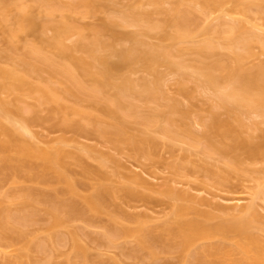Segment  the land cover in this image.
Here are the masks:
<instances>
[{
    "label": "bare ground",
    "instance_id": "bare-ground-1",
    "mask_svg": "<svg viewBox=\"0 0 264 264\" xmlns=\"http://www.w3.org/2000/svg\"><path fill=\"white\" fill-rule=\"evenodd\" d=\"M166 1L167 0H134V3H132L131 7L129 5H127L129 8L126 6L128 9L121 7L120 11L119 8L115 10L112 9L113 10L112 11L111 8L108 9L109 7L107 6L106 3L101 2L100 3L101 7L105 6L106 9H108L106 13H108L109 17L107 15L105 17V20L103 19L101 25L99 24L97 28H95L96 26L92 27L95 28V30H93L94 31L93 38L96 35L94 39L92 38V40L90 39V41L89 40L87 41V39H85L87 37H84L83 33L79 32L80 38L77 39L78 40L77 43L75 44V46H73L75 47L74 49L83 51V53L85 52L86 54L84 56H81L82 54L78 56V54L72 52L71 49L64 43L63 37L66 33L73 32L74 30H75L74 32H76L77 30H79L80 25H78V22H76L78 19V15H80L79 17H84L87 15H96L98 12H100V9H103L101 7L99 9L98 6L100 5H95L96 2H94V0H73L67 4L61 3L62 1L59 2L58 0H29L28 1L29 3L25 0H5V2L1 1L0 25L2 27L1 26L0 27L1 29L3 28V30L0 31V41L6 44L5 45L6 50L4 48V52L7 51L6 53H8L12 51L13 53L15 49L16 50L21 49L22 47H23L22 49H24L25 46L26 48L20 51L19 56L18 55L14 56L9 53L7 54L8 55L7 57L10 60V64L8 65L9 67H7V65H5L6 67L4 65H3L4 67H2V65L0 66V85H1L0 88L3 87L5 90L6 88L8 90L10 89L19 90L22 89V87L25 89V86L26 87L28 86L27 90H29L30 88L31 90L37 92L35 90L36 88L40 92V96L38 95L39 96L38 98L41 101L55 103V105L58 104L59 107L61 106V108L63 109L62 112H64V116L65 115L69 116L67 115L68 114L67 111L70 112L73 111L74 114L75 113L79 115L82 114L83 117L89 123L88 125L91 124L92 126H94L95 129L93 128V130H95L96 133L102 136H106L108 139H110L111 142H113L114 145L118 147H120L122 144L124 145L126 144V146H128L135 153H140V152L147 153L144 151L149 150L152 144L154 146L157 145L159 143V140L156 139L157 137L154 138L153 135L150 136L149 135L150 133L146 132L149 130H146L144 128L141 129V131L139 129H136L139 131H135L134 128L133 129L134 133H133L132 132L133 130L130 129L129 126L127 125L128 122L125 121L126 119H123L124 121L120 120L121 118L120 114L123 110L124 111L127 110V112H125L126 114L123 113L125 118L129 117L127 115H131V113L132 115L134 114L135 117H137L138 115L139 119L142 118V120L140 119L141 122L140 121L138 122H140V124L142 123V125L144 124L147 125L145 126V128L147 127L150 129L151 126L154 127V125H157L155 126V128L160 127L162 132L165 133L164 135H169L167 137H170L173 134L172 132L174 131L167 122L170 120L169 118L167 119L165 125L161 120H160L161 122L158 121L155 123L156 120H159V118L158 119L154 118L159 115L157 110H155L156 112L155 111L151 112V114L140 113L139 105L137 104L134 105V103H126L125 101L123 102L120 98L121 97L120 94H119V98H117L118 93H122L120 91L121 88L122 91L125 92V90H123V87L124 86H125L124 88L128 87L127 85L129 81H131L126 76L125 77L123 76L122 78L120 77L121 78L120 81L114 79L116 73H114L113 70H115V72L118 69L120 70L122 68L121 66L123 62H125V64L127 65L129 64L131 65L132 62L137 63V61L141 63L143 62L151 63L150 65L147 66H153V64L157 65L159 63L165 64L169 66V68L173 69L174 72L176 71L178 72V74L180 73L179 75L180 76L182 75L184 80L187 79L190 76V74L194 75L190 77L193 78L195 77L194 78L195 80L197 79L198 81V82L196 81L197 85L199 87L201 86L202 89L204 90L214 89L213 92L215 94L214 97L217 100V104L219 106L222 105V107L224 106L229 111L232 110L233 112H236L235 110L237 109H238L237 111H240V106L243 107L245 111L246 110L254 111L257 108L264 107V64H261L256 68H250L246 64H244L245 63L244 56H246L247 54L250 55L249 53L251 51L250 47H252L250 45L251 42L252 43L254 42L255 37H256L255 41L256 42L258 41L260 43L264 51V33L262 34L263 36H258L260 35L258 33L259 26L257 27V29L256 27L254 28V30H258V31H253L255 32L253 33L252 30L250 31L249 27L247 26V23L243 21L246 20L248 11L250 12L251 6H255L256 4L258 7V9L256 8L258 12L257 13L258 17L264 20V0H251L250 2H248L247 0H176L169 8L164 5ZM147 3L152 8L149 7L148 9H146L147 7L146 8L141 7V5L143 7L146 6L145 4ZM229 3L232 5V7H230V9L232 10L226 11V5ZM196 4L197 5L199 4L198 5L200 7L199 9L202 11L204 10L203 12L205 13L208 12L211 13V11L213 12L220 11L219 17L221 13H223L221 15L222 18L218 23L220 26L217 24L218 26L215 25L216 26L215 28L212 22H208L207 25L205 24L206 26L200 27L199 32L198 30H195L197 28L195 26H194L195 28H193L192 25H196V23L198 22L197 20L198 15L196 17L195 14L197 9L196 8L194 9V6ZM110 5L111 7L115 6L113 5V2L110 3ZM193 9L195 10V13ZM104 10L105 9H103L102 11ZM109 10H111L112 12ZM34 11L36 14L34 13ZM39 12H40V16L38 14ZM225 12L227 13L229 12L230 15H233L232 17H234L232 19V17L230 16L231 18L230 20L232 22L230 21V24L228 25L227 23H229V21L223 19ZM156 13L159 14L164 13L165 17H162L161 19L158 18L155 19L154 14ZM235 14L241 15L242 18L241 16L236 17ZM37 15L40 18L43 16L41 19L43 20L44 18V21H41V19L38 18ZM42 22L45 24H43ZM223 22L226 23V25H224ZM120 24L128 27L135 26L138 28L135 29L136 31L134 30L129 31V33L123 31L119 32L121 30L117 31L116 27ZM44 26L54 29L55 34L53 38H50V36L45 38L44 34L41 35L44 30L40 28H44ZM38 29H40L42 32L40 31L41 36H39L38 41L36 43L28 40L25 41V45L23 44L22 47L20 45L17 46L18 48L16 47V42H18L19 40L21 41V38L24 34L23 32L25 31L33 32V33L34 31L39 32ZM107 32L110 33L108 34ZM200 32L203 34V35L201 34L202 37H199L197 34V33L200 34ZM249 32L250 34H248ZM2 33L3 36L1 37ZM104 33H107L109 36L111 35L112 40H110L109 38L104 40L101 37V35H103ZM196 35L197 37H195ZM42 36L44 37V39L41 38ZM145 36L148 37L153 36L156 38L159 37L161 39L170 41L172 45L163 44V46H160L158 45V43L157 44L148 43L149 44L148 45L146 44L147 42L144 40ZM40 41L42 42L44 41L43 44L44 46L41 45L42 42ZM118 41L121 43L125 41V44L122 45L125 46V48H122V46L118 47L115 44ZM141 45L143 46L145 45V47H142ZM219 45H225L230 47V49L233 52L232 53L233 54L232 56L234 58L233 65L232 62H231V66L230 63L228 64L229 66L222 63L220 64L218 63V65L215 67V65L212 66V64L210 63L209 64L203 63L197 66H193V65L191 66L188 64L189 65L188 67L186 66L187 64L184 63V61L182 62V60L171 59L172 51L174 48L175 49L179 48L178 50L180 49L184 50L185 48L186 49L188 48L194 50L195 52L203 56H208L211 55L214 52L215 48H217V46ZM48 46L50 48H45ZM105 50H109V51L106 52ZM111 54L113 55V57L115 55V57L113 58L114 60H112V57L111 58L108 57ZM20 56H22V58H18ZM13 59L15 60L13 61ZM16 59H18L19 61L16 62V65H14ZM22 59L24 60V62L30 64L28 65L27 69L22 68V67L26 68L24 63L22 62L20 63ZM94 62L96 64L99 63V65L101 64L100 67L99 66L95 67ZM18 63L20 64L18 65ZM22 64L24 65L22 66ZM92 66L94 67V69ZM189 68L191 69L192 72L191 71L189 72L190 70ZM32 69L35 71H32ZM41 70L48 71L50 73V76L51 75L54 77L56 76L55 79L59 77L60 80L57 79L56 81H52L53 77L51 76L49 81L47 80L48 82H51L50 84L47 85L45 84L46 86L42 85L43 87H41V85H39L38 87L36 85L34 87V85H32L28 80L29 75H27L28 77L27 76L25 77V74L27 71H30L31 74V72L32 73L36 71L41 72ZM154 70L152 74L155 75H153L154 78L151 80V82L150 80L144 79L145 85H142V83L140 84L145 87L144 89V87L141 86L143 88V91L147 93L145 96L152 97L150 99L146 98L148 100L155 99L154 97L157 98L158 95L156 93L159 92V87H160L159 79H161L160 78L161 74L158 73L159 72L158 70L155 71ZM76 71L81 75H79ZM110 73H114L113 78H112L113 74L111 77H109ZM82 75L85 76V78ZM221 79L223 80V82H221ZM101 80L103 83L101 82ZM184 80H181L182 84L185 83ZM92 81L94 83H91ZM147 81H149L150 83H147ZM54 82L56 85L54 84ZM59 82L60 84H62L61 86H59V84L57 85V83ZM97 82L102 84L99 83L97 84ZM111 82L115 84V87H113V84ZM117 82L120 84H118ZM130 83H129V87L126 88V91L129 88L130 90L131 88H133L132 87L133 83L132 85ZM122 84L124 85L123 87L121 86ZM99 85L102 86L104 85L105 87L107 85L108 86L110 85V87L114 88L113 90H115V92L112 93V95L114 94L112 96L113 100L111 98L109 99V97H111V94L109 96V94L106 93L108 94L109 97L106 94H104L105 87ZM119 87L121 88L119 89ZM133 90L135 89H132V91ZM186 90L187 89L185 87L183 91ZM68 95L85 97L94 107L90 105L89 108L90 107L91 108L90 109L86 108L87 110H82L79 107H77V105L76 107L73 108L72 106L69 107V105L67 106V104L63 102L64 99H66L65 97ZM141 96H144L142 92L140 94V97ZM0 101L4 102L1 99ZM176 104L177 103L173 102V103H169L167 106L171 110L173 108L174 110H178L181 113H185L186 109L184 110L181 107L179 108V106H177ZM58 105L54 107L57 110H61V108L59 109ZM133 106L134 108H132ZM17 109H19V111L22 110L21 107H17ZM4 113L8 114V110L5 107V104L0 102V115H1L0 117H3L2 115H4ZM7 114L5 115V117H7L9 120L6 118V120H8L6 125L3 122V120H1L2 118H0V130L7 137L6 139L0 138V151L3 153L1 157L2 164L0 161V165L2 166V168L3 166L4 168L6 166L7 168L12 169L13 171L19 172V170L23 166L32 165V163H34V162L32 163L30 162L31 159H36V161L38 162L35 164L37 165L36 167L38 171L34 173V176H36L38 179L42 181L54 179L58 183H61L63 185L62 187L55 189L54 194H49L46 192L37 191L33 188H28L23 191V195L21 193L19 195V197L22 195L21 197L22 199L20 198L19 199L22 200V202H24L25 204L31 206V208L33 207V209L34 207L38 208V205L40 203L45 205L44 208L46 212H48L52 216L50 222L51 225L49 226L50 229L53 230V232H50V234L55 233L54 229L65 221L66 215L64 216L62 215L63 211L65 212L67 211L66 214H73L82 217L88 216V218L90 219L92 218L90 215H92L94 218L95 215H97L100 212H103L105 208L104 204H106L105 202L107 201L106 199H108V197H111V195L114 192L112 187H110L108 184L105 183H97L96 185L93 186L91 192L84 195H80L76 189V184H77L76 180L71 178L66 173V170L62 169V166L64 165L63 157L65 155L70 156V154L66 153L65 151L63 153L62 151L63 149L57 150V147H55L56 150L54 151H51L49 149L46 150L44 148L42 149L41 147L37 148L38 146L33 147L25 137L26 136L25 134L29 132L28 124H26L27 122H25V120L21 121L20 119L18 120L17 119L15 120L14 118L12 119V117L10 118V116H8ZM65 118H63L64 120H66L64 121V123L68 121L67 120L68 118L66 119ZM238 119L239 121H242L241 117H239ZM220 120L221 119H219L217 113L213 112L210 123H205V126L207 124L206 127L208 129H211V127L213 128L214 126H216L215 128H220L226 125L228 127L230 126L229 121H227L229 123L228 124L227 122L225 123V121L223 120H221L222 121L221 123ZM124 122L127 124H125ZM11 123L13 127H11ZM220 123L223 126L220 125ZM80 126L79 128L81 130L87 129L85 127L86 125L85 126L83 125L81 127ZM228 127H224L222 131L223 133L221 132L223 136L225 135L227 137L228 136L230 137V135H228L229 130L226 129ZM126 128L127 130L129 129V132L126 130ZM225 129L228 132V133L225 132L226 134L224 133ZM200 134L201 133H195V132L190 133V138L192 139L196 138L197 140H200L198 138L201 137V138H205L206 140H209L207 141L205 149L203 146V150H205L206 152L205 151L203 152L201 147V153L203 154L210 152L220 153L224 151L225 148L218 146L215 143V141L210 139L211 135L206 134V132L205 135L204 133H202L201 135ZM197 135L200 136L197 137ZM232 139L238 145L240 144V145H244V147L246 146L249 153L251 154L253 153L252 155H254V153L257 155L263 145V144L255 145L249 139L247 140L241 139L242 141L235 137H233ZM193 143L194 145L197 144L199 145V143H196V141H194ZM148 144H150V147L148 146ZM229 145L231 146L232 143H229L228 146ZM224 146L226 147V145ZM197 147L198 146H196L195 148ZM11 149L15 151L14 155L8 153V151H10ZM196 152L199 151L196 149ZM190 153L191 152L189 151H187V153H184V156H186L187 154L189 156V157H185L186 161L188 159L190 160V155H191ZM75 154L76 153H74V155ZM77 155L78 153L76 154V156ZM209 155H211V153ZM189 160L187 161V163H189ZM227 162L225 164L226 166L223 168L214 164L209 165L208 163L206 164L208 166L205 165L203 167V165L205 164L204 163L202 167L205 169V171H208V173H210L211 176L214 177V179L217 182L225 183L226 181H228V178L234 172H238L240 170L237 161H227ZM183 163H184V159H183ZM187 163H184V165L185 164L187 165ZM184 165H178V168L183 167ZM84 168L85 170L89 169L87 165L84 166ZM130 178L132 179L133 184L137 183L140 185H146L149 182L145 180L146 178L142 179L143 177L141 178L137 174L130 176ZM133 184L130 183L131 186L127 184L124 187L126 193H130L135 196L136 192L134 190L136 189L133 186ZM167 187L168 190L166 192L168 193V195L170 194V196L172 197L183 199L186 196L184 195L185 193L183 194L179 192V190L177 191L176 189L171 187V185ZM254 193L256 194V196L263 195L262 196L263 198L264 187H258V189L256 188V191ZM35 194H37V196ZM136 195L139 194L137 193ZM78 196L81 199H76ZM71 197H73L74 199ZM194 197L195 196L193 195L192 198ZM196 197L194 198L195 200L197 199ZM69 198L71 201L69 200ZM192 198H190V200ZM234 199H232V201L227 199L229 202L231 201L232 204L229 203L228 205H221L222 207L224 206L227 209L226 214L228 219H226L225 221H223L218 225L217 224L210 225L209 223H207L203 218H201L202 217L201 213L195 211L196 210L195 207L190 203V205L189 204L177 205L174 216L171 217L172 219L165 220V222H163L162 224L160 223L159 225L158 224L153 225L139 219L134 226L133 225L130 226L125 223H122L121 222L122 220L121 221L119 220L120 216L113 214L114 216L110 217L111 221H109V224L107 223L108 224L107 233L109 234L112 233V235L115 234V237L121 235L124 238L133 237V239H135L136 242L138 241L137 244L138 249H136L137 247H135L134 249L135 252L137 251L139 252V248L140 251L144 249L146 251L148 250L149 251L148 254L151 257H153L151 258L153 259V261H155L154 259H157L159 257L160 253L176 252L177 255L179 254L180 264H264V241L261 239L259 235H257V233L254 232V229L257 228L264 229L261 225L262 223L259 220L260 217H258L259 210L256 211L257 204L255 208L254 202L249 204H245V203L242 204V201L244 199L241 200L238 198L235 199V201ZM248 200L249 199H247V201ZM67 207L68 210H66ZM192 210H194V213L192 216H189ZM16 217H19L21 219L22 215L21 217L20 216H16ZM25 217L26 215L23 216V218ZM257 218L259 221L257 220ZM4 220H6V218L3 217L2 220L0 216V228L2 230L1 235L3 234L8 239L10 238L13 240L15 239L14 241L18 239L25 242L24 243L25 245L23 247L24 251L19 254L17 259H13L7 262L8 264L10 262H11L10 264H24L23 262L25 261L24 259L25 258L28 259V257H30L28 256L29 250L34 251L35 249L37 251H42L44 249V246H47L45 241H47L48 239L52 241L53 239L52 237L54 234L52 236L49 234L50 238L47 237L48 239L43 241V243L45 244L44 246L43 243H41V241L34 242L35 244L34 245L31 242L33 241V239L32 240H29V238L27 239L28 236L26 237L25 233L21 232L19 235L17 234L18 230L17 231L14 230V227L12 226L14 225L13 221H11L10 219L9 221H4ZM256 222H258V225ZM16 226L18 225H15V227ZM20 230L22 229L20 228ZM12 232H13V237H10L12 236L10 235V233L12 234ZM14 232L18 236L14 235L15 234ZM7 234H9L10 236H8ZM109 234L107 235L108 238H109ZM14 236H16L17 238L16 237L14 238ZM76 236L77 235L75 233V235L71 237V239L73 240V246L77 253H81L83 252V250L85 251L86 249L85 248L83 249V247L85 246H83L77 240L78 238ZM57 237L59 236L57 235ZM83 255L86 254L83 253ZM70 261L68 259V262ZM113 261L117 262L116 260ZM83 263L87 264L86 261ZM116 264H119V262H117Z\"/></svg>",
    "mask_w": 264,
    "mask_h": 264
},
{
    "label": "rangeland",
    "instance_id": "rangeland-1",
    "mask_svg": "<svg viewBox=\"0 0 264 264\" xmlns=\"http://www.w3.org/2000/svg\"><path fill=\"white\" fill-rule=\"evenodd\" d=\"M1 1L5 2V0H0V2ZM25 1L28 2L29 0H25ZM58 1L59 2L62 1L61 3L67 4L73 0H58ZM175 1L176 0H167L164 5L169 8L170 6H172L173 2ZM247 1L250 2L251 0H247ZM94 2H96L95 5H100L98 6L99 9L101 7L100 3L103 2L107 4V6L109 7L108 9L111 8V10L112 9L115 10L119 8V11H120L121 7L126 8V9L129 8L127 5L131 7L132 3H134V0H94ZM112 2H113V5H115L114 7H117V8H114L113 6H112L113 8L111 7L110 3ZM135 4H138V3H135ZM145 5L146 6L144 7L141 5V7L142 8L147 7L146 9H148L149 7L152 8L150 5H148V3ZM198 5L196 4L195 5L196 7L194 6V9L195 8L197 9L196 13H195V10L193 9L194 13L196 14V17L198 15V19H197L198 22L196 23V25H192L193 28L196 27L197 29L195 30H198L199 32L200 27L206 26L208 22H212L214 26L215 25L218 26L219 25L218 23L220 19L222 18L221 15L223 13H221L220 17H219L220 11H214V12L211 11V13L209 12L205 13L203 12L204 10L202 11L199 9L200 7ZM104 7H101V8L105 10L102 11L103 9H100V12H98L96 15H87L84 17H79L80 15H78V19L76 21L78 22V25H80L79 30H77L78 27L76 28L78 32L77 31L74 32L75 31L74 30L73 32H69L64 35L63 37L64 43L71 49L72 52H74L75 54H78V56L81 54H82L81 56H84L86 53L85 52L83 53V51L74 49L75 47L73 46H75V44L77 43L78 41L77 39L80 38L79 37L80 33H83L84 37H87L85 38L87 39V41L88 40L90 41V39L92 40L93 35H94L93 30H95V28H97L99 24L101 25V22L103 21V19L105 20V17L108 15V13H106L108 9ZM230 7H232V5L230 3L227 4L226 11L227 10L231 11L232 9H230ZM256 8L258 9L257 4L255 6H251L250 12L248 11L246 20H243V21L247 23V26L249 27L250 31L252 30L253 32V31L259 30L258 33L260 35L258 36H263L262 34L264 33V20L258 17V14H257L258 12ZM38 14L40 16V12ZM163 14L164 13L154 14L155 19L157 18L161 19L162 17H165V14L164 15ZM224 16H223V19L226 21H229L227 25L230 24V21H231L230 16L232 17L233 15H230L229 12L228 13L225 12ZM235 16L239 17L241 15L235 14ZM233 18L234 17H232V19ZM41 21H44V18L43 20L41 19ZM212 24H209V25H212ZM224 25H226V23H224ZM94 26L96 27L92 28ZM1 27H0V31L3 30V28L1 29ZM255 27L256 29L258 27V30H254ZM116 28H117V31L121 30L119 32L123 31V32L129 33V31H132V30L136 31L135 29H137L138 27H135V26L128 27V26H124L120 24ZM40 29L44 30L41 35L44 34L45 38L49 36L50 38H53L55 34L53 28L51 29L47 26L46 27L44 26V28H40ZM40 29H38L39 32L34 31L33 33V32L25 31L26 33L25 32H23L24 34L21 33L23 34V36L21 38V41L19 40L20 42L19 41L16 42V47L19 45L22 47L23 44L25 45V41H28V40L36 43L38 41L39 36H41ZM107 33H104L103 35H101V37L104 40L108 38L112 40L111 35L110 36L108 35L110 32L108 34ZM197 34L199 37H202L203 35L201 32L200 34L199 33ZM248 34H250V32ZM2 36H3V33L1 34V37ZM195 37H197V35ZM41 38L44 39L43 36ZM255 38H254V42L253 43L251 42V45H250L252 46L250 47L251 48L250 49L251 51L249 52L250 55L247 54L246 56H244L245 57L244 64H246L250 68H256L257 66L264 64L263 48L258 41L257 42L255 41ZM144 40L147 42L146 44L148 43L157 44L158 43V45L160 46H163V44L172 45L170 41L161 39L159 37L156 38L153 36L151 37L145 36ZM118 42L115 43L118 47H121L122 45L125 44V41H123L122 43L121 42L118 43ZM43 44H44V41L42 42L41 45ZM5 45H6L5 43L0 41V66L2 65V67H4L5 65H7V67H9L8 65L10 64V60L8 59L7 54L9 53L14 56H17V55L19 56L20 51L24 50L26 46L24 49H22L23 47L21 49H17V50L15 49L16 51L14 50L13 53L12 51L6 53L7 51L4 52ZM145 45L144 46L141 45V46L145 47ZM45 48H50V47L48 46ZM122 48H125V46H122ZM178 49L177 48L173 49L171 59L182 60V62L184 61V63H186L187 64L186 66L188 67L189 65L197 66L203 63H207V64L210 63L212 64V66L215 65V67L218 65V63L219 64L222 63L225 65H228L230 63V66H231V62H232V65L234 63V58L232 56L233 52L230 49V47L225 46V45L217 46L214 52L208 56H203L195 52L194 50L188 49V48L187 49L185 48L184 50L180 49L181 51ZM105 51L107 52L109 50H105ZM99 53H100V50H99ZM108 57L110 58L112 57V60H114L113 58L115 57V55L113 57V55L111 54ZM18 58H22V56ZM14 60L15 59H13V61ZM18 61L19 60L16 59L14 65H16V62ZM21 62L24 63L26 66V68L22 67L24 69H27L28 65H30L29 63L24 62L23 59L22 61H20V63ZM20 63H18V65ZM24 64H22V66ZM150 64L151 63L149 62L141 63L137 61V63L132 62L131 65L129 64L130 65L129 66L125 64V62H123L121 66L122 68L120 70L117 68L119 71L117 70L115 72V70L112 69L114 73H116L115 77H114V73H110L109 75V77H111L113 74L112 78L114 77V79L117 81L118 80L120 81L123 76L124 77L126 76L131 80L129 81V83L131 82L130 83L131 85L132 83L133 85L134 84L138 85V86L132 85L133 88H131V90L129 88L126 91V88L129 87V83L127 85L128 87L126 88H124L125 86L122 84L121 86L122 87L124 86L123 90H125L126 93L122 91L121 87H119V89L121 88L120 91L122 93H118L117 95V92H120V91H117L116 92V95L118 96L117 98H119V94H120L121 96L120 98L123 102L125 101L126 103H134V105L135 104L139 105L140 113H150L151 114V112L157 110L159 115L154 118H157V119L159 118V120H156V121L154 120L155 123L161 120L165 125L167 119L168 118L170 119L167 122L174 131L172 132L173 133L172 135L170 134L171 138L167 137L169 135H164L165 133L162 132L160 127L155 128V126L157 125H154V127L150 125L151 126L150 129L147 127L145 128V126L147 125L145 124L142 125V123L140 124L142 118H140L141 119L140 120L138 115L137 117H135V115L134 114L132 115L131 113V115H127L129 116L127 117L128 118L127 119L124 117V114H123L127 112V110L126 111L123 110L121 112L120 120L124 121L123 119H126L125 121H127L128 124L125 122L124 123L127 124L130 129L133 130L135 128V131H139V130L141 131V129L144 128L146 130H149L146 132H149L150 136L153 135L154 138L157 137L156 139L159 140V143L157 142L158 144L155 146L152 144L153 146L151 145L150 147V144H148V146L150 147V148L148 147L149 150L144 151L147 153H143V152L135 153L128 146H126V144L125 145L122 144L120 147L114 145L113 142H111L110 139H108L106 136H102L96 133L95 130H93L94 126H92L91 124L88 125L89 123L83 117L82 114L81 115L76 114V113L74 114V112L71 110L73 113L70 111H67L68 114L66 112L65 113L69 116H66V115L64 116V112H62L63 109L61 108V106L59 107L57 103L56 104L58 105L59 109L61 108V110H57L55 108L57 106L55 105V103L41 101L38 98L40 96V92L36 88L35 90L37 92L31 90L30 88L29 90L31 91L27 90L28 86L27 87L25 86V89L22 87V89H19V90L10 89V88H9L10 90H8L7 88L5 90L3 87L0 88V99L4 101V102L2 101L0 102L5 104V107L8 110V114L7 113L6 114L10 116V118L12 117V119L13 118L15 120L20 119L21 121L25 120V122H27L26 124H28L29 132L25 134L26 135L25 137L27 138V140L33 147L38 146L37 148L41 147L42 149L43 148L46 150L49 149L51 151L56 150L55 147H57V150L63 149L62 150L63 153L65 151L66 153L70 154V156L63 155L64 165L62 166V169L66 170V173L71 178L76 180L77 182L76 189L80 195H84V194L91 192L93 186L96 185L97 183L108 184L110 187H112L114 191L111 197L107 196L108 199H106L107 200L105 202L106 204H104L105 205L104 211L95 215L94 218L92 215H90L93 219L88 218V216L82 217V216L73 215V214H66L67 211L66 212L63 211L62 215L63 216L66 215L65 221L54 229L55 233L50 234V232H53V230H51L49 226L51 225L50 222H51L52 216L48 212H46L44 208L45 205L40 203L38 205V208L34 207L33 209V207L31 208V206L25 204L20 199H22L21 197L23 195V191L28 188H33L37 191L54 194L55 189L60 188L63 185L61 183H58L54 179L42 181L38 179L36 176H34V173L38 171L36 167L37 165L35 164L38 162L36 161V159H31L30 162L31 163L34 162V163H32V165L23 166L19 170V172L13 171L12 169L7 168L6 166L5 168L3 166L2 168V166L0 165L1 166L0 167L1 168L0 169V216L2 220L4 217L6 218V220L4 221H9V219L13 221L14 225L12 226L14 227V230L16 231L18 230L17 234L19 235L21 232L25 233L26 237L28 236L27 239L28 238L29 240L33 239V241H31L33 244L34 242H38V241H41V243H43V241L48 239L47 237L50 238L49 234L51 236L54 234L52 237L53 238L52 241H50L49 239L45 241L47 246H44L45 244L43 243L44 249L42 251H37L35 249L34 251L29 250L28 256L30 257H28V259L23 258L25 260L23 261L24 264H71V263L85 264L83 263L85 261L87 262V264H113V262L114 264H116L117 262H119V264H153V263L154 264H180V257H179V254L178 255L176 254V252L160 253L159 257L157 258L158 260L154 259L155 261H153V259H151L153 257H151L148 254L149 252L148 250L146 251L144 249L140 251V248H139V252L138 251L135 252L134 250L135 247H137L136 249H138V245H137L138 241L136 242L135 239H133V237L124 238L122 235H121L122 237L121 236L115 237V234L112 235V233L111 234L107 233L108 232L107 225L109 224V221H111L110 217L114 216L113 214L120 216L119 220L120 221L122 220L121 221L122 223H125L130 226L132 225L134 226L139 219L144 222L153 224V225H156V224L159 225L160 223L162 224L163 222H165V220L172 219L171 217L174 216L176 207L179 204H185V205L189 204L190 205L191 203V205L195 207L196 209L195 211H198L199 213H201L202 215L201 218H203L207 223H209L210 225H215V224L218 225L222 223L223 221H225L226 219H228L227 214H226L227 209L224 206L223 208L221 205H228L229 203L232 204L231 201L234 198L235 199L239 198L241 200L244 199L242 201V204L243 203L249 204V203L254 202L255 208L257 204L256 211L259 210L258 217H260L259 220L262 223L261 224L262 227L264 228V218H262L264 217L263 216L264 215V197L262 198L263 195L256 196V194L254 193L256 191V188L258 189V187H264V115H263L264 107L257 108L254 111H251V110L245 111V109H243V107L240 106V111H237L238 109L235 110L236 112H233L232 110L229 111L224 106L222 107V105L219 106L217 104V100L214 97L215 96L213 92L214 89L204 90L202 89L201 86L199 87L197 85L196 83L197 79L195 80L194 79L195 77L194 78L190 77L194 75L190 74V76L188 78L186 77L187 79L184 80L182 75L181 76L179 75L180 73L178 74V72L176 71L174 72L173 69L169 68V66L165 64L159 63L157 65L153 64V66H147ZM100 65L99 63L94 64L95 67L96 66L100 67ZM154 69L158 70L159 71L158 73L161 74V77H160L161 79H159L160 87H159V92L156 93L158 95L157 98L153 96L155 99L148 100L152 97L145 96L147 93L143 91L142 87L144 86L142 85H145L144 79L150 80L151 82V80L154 78L153 75H155V74H152ZM32 71H35V70L32 69ZM190 71L191 69L189 70V72ZM36 72L34 73L31 72L30 74V71H27L25 74V77L29 75V77L27 76L28 80L32 85H34V87L36 85L37 87L39 85L43 87L42 85H45V84L47 85L51 83L48 81L52 75L50 76V73L48 71L41 70V72H37V73ZM52 77H53L52 81H56L57 79L60 80L59 77L57 79H55L56 76L55 77L52 76ZM83 77L85 78V76ZM181 80H184L185 83L182 84ZM150 82L147 81V83H150ZM221 82H223L222 79H221ZM91 83H94V82L92 81ZM98 83L99 82H97V84ZM102 83H99V84H102ZM111 83L113 84V82ZM141 83L142 85H140ZM58 84L59 86L62 85L60 84V82L57 83V85ZM99 86H102V85H99ZM102 87H105V86L103 85ZM113 87H115V84H113ZM113 87H110V85L109 86L107 85L104 89L105 91L104 94L108 93L109 96L111 94V97H109L108 94L106 95L109 97V99L111 98L112 100H113L112 96L114 95V94L112 95V93L115 92V90H113L114 89ZM185 87L187 90L183 91ZM132 89H135V90L132 91ZM141 92L144 94V96L140 97ZM65 98L66 99H64L63 102L66 103L67 106L69 105V107L72 106V108L76 107L77 105V107H79L80 109L87 110L86 108H89V106L92 105L88 101V99H86L85 97H77L73 95H68ZM173 102L177 103L176 105L179 106V108L181 107L184 110L186 109L185 113H181L180 111L174 110L173 108L171 110L167 105ZM17 107H21L22 110L19 111L20 108L17 109ZM92 107L94 106L92 105ZM132 108H134V106ZM213 112L214 113L216 112L219 119L225 121V123L229 121L230 124L228 122L227 123L230 126L229 127L227 125L223 126L221 124L222 121L220 120L221 121L220 125H222L223 127L215 128L216 126H214L213 127L214 129L212 127L211 129H208L206 127L207 124L205 126V123H210ZM6 114L4 113V115H2L3 117H0L2 118L1 120H3L5 125L7 124V121L9 120L7 117H5ZM65 117L68 118L67 119L68 121L64 123V121L66 120H64L63 118ZM239 117H241L243 122L239 121L238 119ZM6 118L8 120H6ZM77 124L78 125L80 124L81 126L86 125L85 127L87 129L81 130L79 128L80 125L78 126ZM11 127H13L12 123H11ZM224 127H228L226 129L229 130V133L226 131V129L224 133L227 132L228 135H230V137L228 136L229 138L225 135L224 136L222 135L223 133L222 131ZM136 129H139V130H136ZM127 131L129 132V129ZM193 131L195 133H201V134L204 133V135L206 132V134L211 135L212 138L210 137V139L215 141V143L218 146L225 148L224 151L220 153L210 152L211 155H209L210 153H206V154L201 153V147H202V150H203V146L205 149L207 141L209 140H206L205 138H201V137L198 138L200 140H197L196 138L195 139L190 138V133H194ZM132 132L134 133V130ZM143 133H144V130H143ZM200 135H197V137ZM233 137L238 138L239 140L249 139L255 145L256 144H263V145L261 149L259 150V153L257 152L258 153L257 155L255 153L254 155H252L253 153L252 154L249 153L246 146L244 147V145H240V144L238 145L236 142H234L232 139ZM0 138L1 139L7 138L2 131L0 132ZM194 141H196V143H199V145L198 144L194 145L193 143ZM229 143H232L231 146L229 145L230 147L228 146ZM192 144L194 145V147ZM224 145H226V147ZM196 146L198 147L195 148ZM196 149L200 153L196 152ZM187 151L191 152L190 160L188 159L189 163H187L188 160L187 161L185 160V157H189L188 154L187 155L185 154L186 156H184V153H187ZM204 151L205 150H203V152ZM8 153L14 155L15 151L11 149L10 151H8ZM74 153L76 154L78 153V155L76 156V154L74 155ZM2 155L3 153L0 151V161H1ZM183 159H184V163H187V165L185 164L186 166L183 163ZM227 161H237V164L240 170L238 172H234L228 178V181H226L225 183L217 182L214 179V177H212L211 174L208 173V171H205V169L203 168L207 163L209 165L214 164V165H217L223 168L226 166L225 164ZM1 164H2V161H1ZM86 165L89 169L85 170L84 166ZM178 165H184V166L178 168ZM136 174L141 178L143 177L142 179L146 178L145 180L149 181L148 184L146 185H140L137 183L133 184L130 176H133ZM130 183L133 184V186L136 189L134 191L136 192V194L138 193L139 195L135 194L134 196L130 193L125 192L124 186L127 184L131 186ZM170 185L177 191L179 190V192L183 194L185 193L184 195L186 196L183 199L182 198L180 199L177 197L176 198L172 197L170 196V194L168 195L166 191L168 190L167 186H170ZM20 193L22 195L19 197ZM35 195L37 196V194ZM193 195L195 197L198 195L196 197L197 198L196 200L194 199L195 197L192 198ZM187 197H190L192 199L190 200V198H187ZM76 199H81V198L78 196ZM227 199L231 201L229 202ZM247 199L249 200L247 201ZM78 201H81V200H78ZM66 210H68V207ZM193 213H194V210L190 212L189 216H192ZM23 214L26 215L25 218H23L24 216ZM16 216H20L21 219ZM256 223L258 225V222ZM15 225H18V226L15 227ZM20 228L24 232L20 230ZM1 232L2 230L0 228V264H8L7 262L13 259H17L19 254L24 251L23 247L25 245L24 244L25 242L18 240V239H16V241H14L15 239L14 240L11 238L8 239L3 234L1 235ZM254 232L257 233V235H259L261 239L264 241V229L257 228V229H254ZM75 233L77 235L76 237L78 238L77 240L83 246H85V247L82 246L83 249L84 248L86 249L85 251L83 250V252L81 253H77L73 246V240L71 239V237L75 235ZM56 234L59 237H57ZM108 234H109V238L111 237L110 239L107 236ZM7 235L8 236L12 235L10 237H13V232L12 234L10 233V235L9 234ZM14 235H16V233ZM16 236H14V238ZM83 253L86 255H83ZM68 259L69 261L71 259L72 262L71 261H70L71 263L68 262ZM113 260H116L117 262Z\"/></svg>",
    "mask_w": 264,
    "mask_h": 264
}]
</instances>
